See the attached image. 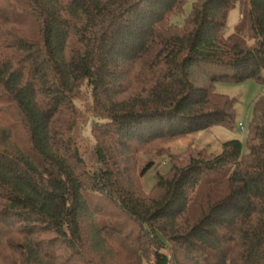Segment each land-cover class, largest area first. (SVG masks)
Here are the masks:
<instances>
[{
  "label": "trees",
  "instance_id": "1",
  "mask_svg": "<svg viewBox=\"0 0 264 264\" xmlns=\"http://www.w3.org/2000/svg\"><path fill=\"white\" fill-rule=\"evenodd\" d=\"M40 36L13 29L0 0V95L26 154L0 126V264H264V100L243 142L171 155L146 193L142 154L235 128L237 100L214 82L264 80V0H27ZM240 19L227 33L231 11ZM226 66L209 86L191 69ZM92 122L91 143L85 126ZM88 193L140 229L100 225Z\"/></svg>",
  "mask_w": 264,
  "mask_h": 264
},
{
  "label": "rangeland",
  "instance_id": "2",
  "mask_svg": "<svg viewBox=\"0 0 264 264\" xmlns=\"http://www.w3.org/2000/svg\"><path fill=\"white\" fill-rule=\"evenodd\" d=\"M193 0H187L184 13L174 17V22L180 26L184 25L185 18L192 10ZM29 9L27 0H12V11L14 17L13 29L23 37L38 39L40 36L39 22ZM240 19V11L235 8L231 11L227 22V33L233 32ZM232 72L230 67L201 63L191 69V78L198 86H209L212 77L224 75ZM264 75V74H263ZM215 91L218 94L228 96L237 100L235 105L236 122L235 128L229 130L223 127H215L211 130L202 131L179 139L163 146L166 153L158 156L156 149L150 150L141 155L139 171L151 160L155 162L154 168L150 169L142 179L143 188L146 193H151L157 184V173L167 174L171 169L169 162L171 155L180 158L186 155L189 146L193 148L208 147L212 152H219L221 144L230 140H240L244 145V152H247L245 135L242 136L239 128L243 124L247 128L251 124L254 116V107L258 100H264V80L249 79L242 82L215 81ZM0 126L6 129L22 151L31 155L28 138L21 125L19 115L9 100L0 95ZM87 139L93 143L91 136L92 122L85 126ZM87 200L94 209L96 219L100 225H106L121 229L132 240L139 237V226L124 214L109 199L96 193H88Z\"/></svg>",
  "mask_w": 264,
  "mask_h": 264
},
{
  "label": "built area",
  "instance_id": "3",
  "mask_svg": "<svg viewBox=\"0 0 264 264\" xmlns=\"http://www.w3.org/2000/svg\"><path fill=\"white\" fill-rule=\"evenodd\" d=\"M239 128L241 130L242 136H244L246 134V127L243 124H240Z\"/></svg>",
  "mask_w": 264,
  "mask_h": 264
}]
</instances>
